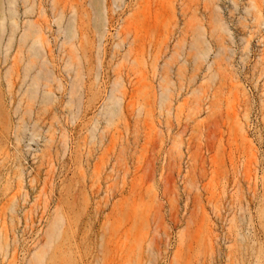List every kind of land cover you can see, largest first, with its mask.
<instances>
[{"label": "rangeland", "instance_id": "rangeland-1", "mask_svg": "<svg viewBox=\"0 0 264 264\" xmlns=\"http://www.w3.org/2000/svg\"><path fill=\"white\" fill-rule=\"evenodd\" d=\"M9 1L0 264H264V0Z\"/></svg>", "mask_w": 264, "mask_h": 264}, {"label": "bare ground", "instance_id": "bare-ground-1", "mask_svg": "<svg viewBox=\"0 0 264 264\" xmlns=\"http://www.w3.org/2000/svg\"><path fill=\"white\" fill-rule=\"evenodd\" d=\"M9 4L11 6V11L13 12L14 0H10L9 1ZM99 6H101V5L98 2V8H96L95 13H96V15L98 17V21L97 22L100 23V25H99V28H100L101 25H102L101 24V16H103V15H101V11H100V7ZM4 29H5V23H4V21H0V34H2L4 32ZM63 34H65L67 37H70V35H71V33L67 32V31H65V32L63 31ZM26 35L29 36L28 34H26ZM70 39L71 38H68L67 40H70ZM1 46H2V43L0 41V49H1ZM33 53H34V56H37V57L40 56V52H39V49L38 48H35L33 50Z\"/></svg>", "mask_w": 264, "mask_h": 264}]
</instances>
